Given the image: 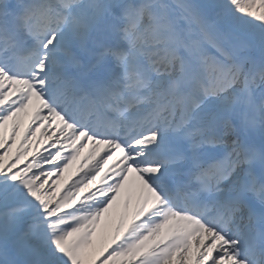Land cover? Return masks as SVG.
<instances>
[{"label":"snow or ice","instance_id":"6c2138e0","mask_svg":"<svg viewBox=\"0 0 264 264\" xmlns=\"http://www.w3.org/2000/svg\"><path fill=\"white\" fill-rule=\"evenodd\" d=\"M0 264H264V0H0Z\"/></svg>","mask_w":264,"mask_h":264},{"label":"bare ground","instance_id":"6f19581e","mask_svg":"<svg viewBox=\"0 0 264 264\" xmlns=\"http://www.w3.org/2000/svg\"><path fill=\"white\" fill-rule=\"evenodd\" d=\"M39 135V134H37ZM75 165H73L70 169H69V172L66 173L65 175L68 176L69 174L73 173L75 171ZM120 208H122V201H121V204H120ZM119 211V209L117 210V212Z\"/></svg>","mask_w":264,"mask_h":264}]
</instances>
